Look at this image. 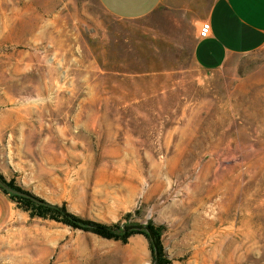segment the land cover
Returning <instances> with one entry per match:
<instances>
[{
    "label": "rangeland",
    "instance_id": "rangeland-1",
    "mask_svg": "<svg viewBox=\"0 0 264 264\" xmlns=\"http://www.w3.org/2000/svg\"><path fill=\"white\" fill-rule=\"evenodd\" d=\"M155 26L98 0H0V175L60 209L13 201L0 264H153L137 224L164 264H264V47L202 71Z\"/></svg>",
    "mask_w": 264,
    "mask_h": 264
},
{
    "label": "crops",
    "instance_id": "crops-1",
    "mask_svg": "<svg viewBox=\"0 0 264 264\" xmlns=\"http://www.w3.org/2000/svg\"><path fill=\"white\" fill-rule=\"evenodd\" d=\"M121 21L156 20L158 47L178 57L188 55L202 71H219L232 59L264 47V0H98ZM209 22L208 38L199 37ZM173 61V60H172ZM16 210L9 194L0 189V232Z\"/></svg>",
    "mask_w": 264,
    "mask_h": 264
},
{
    "label": "trees",
    "instance_id": "trees-1",
    "mask_svg": "<svg viewBox=\"0 0 264 264\" xmlns=\"http://www.w3.org/2000/svg\"><path fill=\"white\" fill-rule=\"evenodd\" d=\"M0 179L5 184H7L9 187H11L17 191L23 192V193H25V194L36 199V202H35V201H32L31 199L24 198V197H21L18 195H10V193H8L6 190H4L0 187V189L3 190L6 194H9L12 201H15L16 199L19 200L24 205V209L26 211L30 212L31 216H33V217L38 216V217H42V218H47V217H49V214H51V213H59L60 212V209L58 207L51 206L47 202H45V201H43V200H41L35 196L30 195L28 192H25L21 188L16 187L14 185V183L7 182L1 175H0ZM61 216L64 218V220L67 224H70L73 227L83 226L87 230H91L92 232L97 233L103 237H107V238L116 237V235H114V233L111 231V229L107 226L97 224V223H91V222L89 223V222L81 221V220L77 219L76 217H73V216L67 214L65 211H62ZM149 227L153 230V232L155 234V238H156V245L158 247V252H159L158 264H164L163 255H162V247H161L158 235H157L156 231L153 229V227H151V226H149ZM127 235L125 237H127ZM155 258H156V256H155Z\"/></svg>",
    "mask_w": 264,
    "mask_h": 264
},
{
    "label": "water",
    "instance_id": "water-1",
    "mask_svg": "<svg viewBox=\"0 0 264 264\" xmlns=\"http://www.w3.org/2000/svg\"><path fill=\"white\" fill-rule=\"evenodd\" d=\"M0 187L2 189L6 190L8 193L15 194V195H19V196H22V197L31 199L32 201H35L36 202V199L35 198H33V197H31V196L23 193V192L17 191L15 189L9 187L1 179H0ZM133 229H137V230H140V231L145 229L148 232V234L150 236V239H151V241H152V243L154 245L155 252H156V258H155V261H154L153 264H158L159 252H158V247L156 245V238H155V234H154L153 230L149 226H144L143 224L131 225L126 230H133Z\"/></svg>",
    "mask_w": 264,
    "mask_h": 264
},
{
    "label": "built area",
    "instance_id": "built-area-1",
    "mask_svg": "<svg viewBox=\"0 0 264 264\" xmlns=\"http://www.w3.org/2000/svg\"><path fill=\"white\" fill-rule=\"evenodd\" d=\"M211 33V25L209 22H205L201 25L199 30V37L202 39L208 38Z\"/></svg>",
    "mask_w": 264,
    "mask_h": 264
}]
</instances>
